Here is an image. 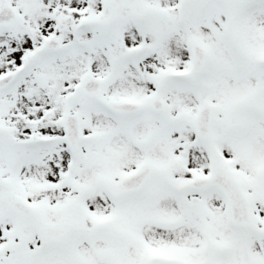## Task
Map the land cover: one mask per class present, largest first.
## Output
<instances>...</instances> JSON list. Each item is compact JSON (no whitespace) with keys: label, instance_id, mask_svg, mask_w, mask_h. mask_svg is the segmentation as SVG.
Returning a JSON list of instances; mask_svg holds the SVG:
<instances>
[{"label":"snow or ice","instance_id":"1","mask_svg":"<svg viewBox=\"0 0 264 264\" xmlns=\"http://www.w3.org/2000/svg\"><path fill=\"white\" fill-rule=\"evenodd\" d=\"M0 264H264V0H0Z\"/></svg>","mask_w":264,"mask_h":264}]
</instances>
